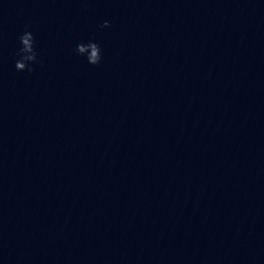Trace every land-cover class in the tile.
<instances>
[{
  "label": "water",
  "instance_id": "obj_1",
  "mask_svg": "<svg viewBox=\"0 0 264 264\" xmlns=\"http://www.w3.org/2000/svg\"><path fill=\"white\" fill-rule=\"evenodd\" d=\"M0 264H264V0H0Z\"/></svg>",
  "mask_w": 264,
  "mask_h": 264
},
{
  "label": "clouds",
  "instance_id": "obj_2",
  "mask_svg": "<svg viewBox=\"0 0 264 264\" xmlns=\"http://www.w3.org/2000/svg\"><path fill=\"white\" fill-rule=\"evenodd\" d=\"M111 26V22L105 20L101 28ZM19 47L15 52V68L18 72H34L36 66L41 63L40 54L37 49L36 36L33 31L26 28L18 37ZM91 51V56H85L84 53ZM75 53L84 58L88 64L99 65L104 59V50L101 44L95 39L82 40L77 43Z\"/></svg>",
  "mask_w": 264,
  "mask_h": 264
}]
</instances>
